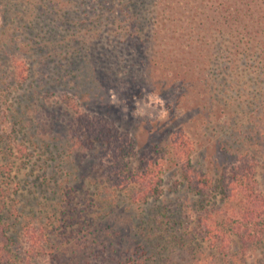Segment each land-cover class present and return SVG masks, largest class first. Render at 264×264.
I'll return each instance as SVG.
<instances>
[{
  "label": "rangeland",
  "instance_id": "374dc122",
  "mask_svg": "<svg viewBox=\"0 0 264 264\" xmlns=\"http://www.w3.org/2000/svg\"><path fill=\"white\" fill-rule=\"evenodd\" d=\"M149 8V0H134L131 6L142 16ZM29 12L36 14L35 27L14 36L25 39V51L33 41L38 45L26 51L27 78L18 79L11 61L0 57V211L17 264H120L127 258L134 264H257L264 258L263 248L249 257L223 256L199 237L203 210L219 203V197L196 196L183 181L169 147L176 126L161 124L170 111L164 94L148 85L137 96L121 88L119 78L141 66L115 57L123 37L105 24L103 18L111 17L107 8L98 0H43ZM225 57L217 52L208 73L193 82L204 83L206 76L211 92L191 95L190 101L208 100L215 111L221 102L256 108L261 76L248 57L233 64ZM221 63L234 70L222 72ZM170 69L147 70L161 75L159 83L168 87ZM180 80L181 74L176 83ZM222 84L231 88L222 92ZM78 107L106 115L118 130L130 133L136 143L134 165L151 148L161 151L158 198L133 203L132 189L117 190L104 176L110 156L105 146L75 144ZM204 127L195 139L211 143L228 137ZM201 150H195L192 163L205 169L208 160Z\"/></svg>",
  "mask_w": 264,
  "mask_h": 264
},
{
  "label": "trees",
  "instance_id": "16d2710c",
  "mask_svg": "<svg viewBox=\"0 0 264 264\" xmlns=\"http://www.w3.org/2000/svg\"><path fill=\"white\" fill-rule=\"evenodd\" d=\"M42 1L0 0V57L11 61L12 74L18 79L27 78L29 67L24 58L38 45L34 41L27 44L26 52L21 47L25 39L18 41L14 36L22 30H33L36 14L29 10L41 6ZM98 1L111 15L103 18L105 24L112 27L115 36L123 37L115 57L141 66V71L119 78L124 93L137 96L148 85L157 94H164L170 111L164 118L165 125L161 124L163 128L176 126L169 147L183 181L196 196L219 197V203L203 210L197 228L201 240L223 256L244 258L264 249V85L258 90L257 107L248 110L221 102L219 111H215L208 100L192 97L190 101L191 95L211 92L206 76L202 78L204 83L193 82L199 79L198 74L208 73L206 67L217 52L225 54L231 64L240 56L248 57L252 71L261 76L259 83H264V0H149L150 8L143 16L131 9L134 0L129 6L124 0ZM110 54L114 55L112 49ZM162 65L171 67L168 87L159 83L161 75H149ZM143 69L149 70L146 75ZM221 69L234 70L233 65L227 68L223 63ZM180 74L181 80L176 83ZM230 88L222 84V92ZM74 118L78 147L93 148L96 143L105 146V155L110 156L103 166L104 176L115 189H132L129 197L136 204L162 194L159 149L151 148L134 165L136 143L130 133L118 130L106 115H90L79 107ZM204 125H211L217 135L228 134L227 139L211 143L195 139ZM199 148L208 160L205 169L192 163V155ZM1 213L0 264H17ZM120 264L134 263L127 258ZM257 264H264V258H258Z\"/></svg>",
  "mask_w": 264,
  "mask_h": 264
}]
</instances>
